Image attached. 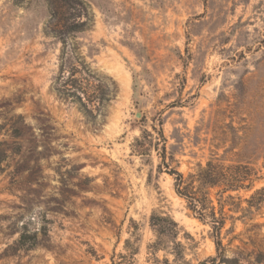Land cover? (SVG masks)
<instances>
[{
  "label": "rangeland",
  "instance_id": "obj_1",
  "mask_svg": "<svg viewBox=\"0 0 264 264\" xmlns=\"http://www.w3.org/2000/svg\"><path fill=\"white\" fill-rule=\"evenodd\" d=\"M85 3L87 30L65 45L45 0H0V264H112L136 234L135 264L172 263L170 242L148 250L154 213L181 227V264H264V0ZM75 79L97 86L94 118L57 91ZM160 122L185 176L214 156L249 168L225 209V261H209L212 228L158 153L133 152Z\"/></svg>",
  "mask_w": 264,
  "mask_h": 264
},
{
  "label": "trees",
  "instance_id": "obj_2",
  "mask_svg": "<svg viewBox=\"0 0 264 264\" xmlns=\"http://www.w3.org/2000/svg\"><path fill=\"white\" fill-rule=\"evenodd\" d=\"M22 3L25 0H15ZM50 11L51 25L47 27L46 32L49 35L59 39L65 45L72 34L81 33L87 30V5L85 0H45ZM71 78L76 74L73 72ZM88 77H91L89 74ZM69 85L65 83L64 89H57L60 95L66 94L77 99L81 112L88 118H94V106L97 99H92L97 91V86L84 80L75 79ZM70 88V89H69ZM74 90V91H71ZM95 104V105H94ZM153 132L146 130L142 137L136 138L133 144V152L138 156H148L151 158L152 151H156L161 159L158 165L160 173H167L174 179V190L178 197L186 202L188 210L195 218L203 223L209 224L214 235L217 256L210 258L209 261H225V255L222 253L223 244L220 238L221 231L227 221L225 212L229 200L233 199L232 193L247 189L245 185L248 180L249 168L243 164L229 165L226 159L218 157L211 158L205 166L199 165L198 169L185 176L176 167L172 166L175 162L173 156H168L167 138L164 135L163 123L160 122V128L155 124L152 126ZM5 157V155H4ZM218 189L216 201L211 195V191ZM264 190H260L263 192ZM227 195V196H226ZM217 202V205H216ZM150 226L155 233L156 241L148 246L151 254H155L170 242L174 247L175 260L172 263L165 259H157L155 264H181L180 257L183 256L184 246L178 240L181 234V227L170 216L154 213L151 216ZM141 236L136 234L125 242V253H114L111 257L112 264H135V257L140 254ZM32 240V245L37 243V236L28 239L27 234L21 235L20 242L26 244ZM204 264V263H203Z\"/></svg>",
  "mask_w": 264,
  "mask_h": 264
}]
</instances>
